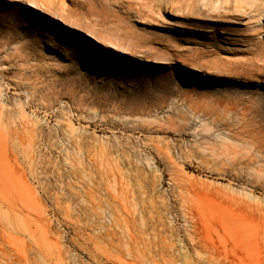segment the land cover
Listing matches in <instances>:
<instances>
[{
  "label": "rangeland",
  "instance_id": "1",
  "mask_svg": "<svg viewBox=\"0 0 264 264\" xmlns=\"http://www.w3.org/2000/svg\"><path fill=\"white\" fill-rule=\"evenodd\" d=\"M224 1L0 0V264H264V3Z\"/></svg>",
  "mask_w": 264,
  "mask_h": 264
},
{
  "label": "bare ground",
  "instance_id": "2",
  "mask_svg": "<svg viewBox=\"0 0 264 264\" xmlns=\"http://www.w3.org/2000/svg\"><path fill=\"white\" fill-rule=\"evenodd\" d=\"M263 1L264 0H251L249 8L252 10V12L257 13V15H258V14H260V12L262 10V5L264 3ZM224 3L226 5V8L233 7L234 9H238L241 7V4L244 2H242V0H225ZM35 7L38 8L37 6H35ZM66 25H68V24H66ZM69 26L72 27V25H69Z\"/></svg>",
  "mask_w": 264,
  "mask_h": 264
}]
</instances>
